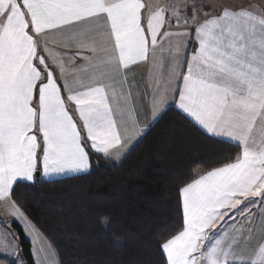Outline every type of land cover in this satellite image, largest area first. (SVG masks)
Listing matches in <instances>:
<instances>
[{
	"label": "snow or ice",
	"instance_id": "obj_1",
	"mask_svg": "<svg viewBox=\"0 0 264 264\" xmlns=\"http://www.w3.org/2000/svg\"><path fill=\"white\" fill-rule=\"evenodd\" d=\"M137 62L168 69L150 121L175 105L239 148L178 186L182 230L160 243L166 264H264V242L245 253L253 229L235 227L258 223L254 208L264 216V0H0V205L19 221L18 181L88 173L149 130L115 87ZM5 239H17L10 227Z\"/></svg>",
	"mask_w": 264,
	"mask_h": 264
},
{
	"label": "trees",
	"instance_id": "obj_2",
	"mask_svg": "<svg viewBox=\"0 0 264 264\" xmlns=\"http://www.w3.org/2000/svg\"><path fill=\"white\" fill-rule=\"evenodd\" d=\"M238 151L171 106L121 161L97 155L88 173L18 181L14 199L59 264H166L160 243L182 230L178 186ZM14 226L26 264H35L31 241ZM0 261L17 264L2 254Z\"/></svg>",
	"mask_w": 264,
	"mask_h": 264
},
{
	"label": "crops",
	"instance_id": "obj_3",
	"mask_svg": "<svg viewBox=\"0 0 264 264\" xmlns=\"http://www.w3.org/2000/svg\"><path fill=\"white\" fill-rule=\"evenodd\" d=\"M160 2L164 3L165 0H160ZM227 2L234 3L237 5H244L248 2V0H227ZM204 11H209V9L205 8ZM49 43H50V46H54L58 50L63 49L65 47L67 48L75 47L74 44H71V43L66 44L64 41L59 40L58 38L55 39V41L53 42V37L51 36L49 37ZM102 47L107 48L108 45L105 44V45H102ZM98 53L103 54L100 48H98ZM167 71L168 69L165 66L164 68L160 69L158 72H154L150 62H137L135 64L129 65V67L126 70L122 69L121 73L116 78L117 83L115 87L117 91L121 93L120 99L126 98L127 100V110H128L129 118L138 119L141 127L145 126L146 124L152 125L154 123L150 121L149 119L150 92L155 87L156 80H159V83L162 87L164 86V83L167 79ZM119 106L122 107L123 105H119ZM171 106L175 107V105H169V107ZM113 107L114 108L118 107L117 100H113ZM162 114L163 113H161V115ZM140 138L139 139L134 138L131 146L128 149H126L124 152L120 153L119 159L113 158L111 160L115 162L121 161L127 155V153L135 146V144L140 140ZM71 175H77V174L67 173L59 177H51V178L44 177V180L61 178V177L71 176ZM40 177H42V175H40ZM253 211H255L256 215L260 217V220L258 223L253 222V225L251 223L252 229H257L259 228V226L264 228V216L261 215V210L257 207V208H254ZM244 223H248V222H244ZM237 228L239 227L237 226ZM254 236L255 234L252 235V237ZM246 242L247 240L245 241L241 239L242 245L246 244Z\"/></svg>",
	"mask_w": 264,
	"mask_h": 264
},
{
	"label": "rangeland",
	"instance_id": "obj_4",
	"mask_svg": "<svg viewBox=\"0 0 264 264\" xmlns=\"http://www.w3.org/2000/svg\"><path fill=\"white\" fill-rule=\"evenodd\" d=\"M40 178L42 180L44 179L43 176ZM17 205L21 208L19 204ZM21 210L24 213V216L21 217L20 220L18 221L17 219H14L12 217L11 213L8 210H6L2 205H0V248H2L5 243H7L9 245L8 252L11 253V254H4L3 252H0V254L11 258L17 264H26L25 259L21 252L22 248L20 244V235L14 226V222H16L23 228L25 236L32 243V253L35 264H59L58 256L55 250L53 249L51 243L47 239V237L39 230V228L28 216V214L23 210V208H21ZM5 222L7 223V227H10L12 232L16 233L17 239L15 242H10L5 239L7 234V227L5 225ZM252 225L251 223H244L240 220H237L235 227L242 226L245 230H247V229H252L251 227ZM230 234H231V230H230ZM253 234H255L254 237H252ZM244 236H248L247 231L244 232ZM251 237L250 239L247 240L246 244L243 245L240 244L241 250H243L245 253H248L252 249L256 248L260 243H262V241L264 242V228L259 226V228L253 229L251 233ZM13 244L15 245V247L13 246ZM0 264H7V263L0 261Z\"/></svg>",
	"mask_w": 264,
	"mask_h": 264
},
{
	"label": "water",
	"instance_id": "obj_5",
	"mask_svg": "<svg viewBox=\"0 0 264 264\" xmlns=\"http://www.w3.org/2000/svg\"><path fill=\"white\" fill-rule=\"evenodd\" d=\"M40 178V172H37V180Z\"/></svg>",
	"mask_w": 264,
	"mask_h": 264
}]
</instances>
